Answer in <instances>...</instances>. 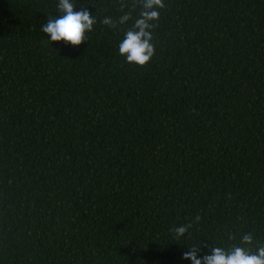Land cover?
<instances>
[{
	"label": "trees",
	"instance_id": "1",
	"mask_svg": "<svg viewBox=\"0 0 264 264\" xmlns=\"http://www.w3.org/2000/svg\"><path fill=\"white\" fill-rule=\"evenodd\" d=\"M164 2L139 67L119 54L132 21L99 22L134 0H77L97 18L78 49L41 30L58 0H0V264H191L196 239L264 242V0Z\"/></svg>",
	"mask_w": 264,
	"mask_h": 264
},
{
	"label": "clouds",
	"instance_id": "2",
	"mask_svg": "<svg viewBox=\"0 0 264 264\" xmlns=\"http://www.w3.org/2000/svg\"><path fill=\"white\" fill-rule=\"evenodd\" d=\"M77 0H58V17L47 16L42 26V32L47 35L52 43L63 42L64 46L78 49L87 41V34L94 30L97 23L96 15L88 11V6L76 11ZM139 8L138 15L133 18L131 13H124L118 21L110 16L104 17L101 24L121 30L122 26H131L123 29L124 36L119 43V54L126 62L139 67L146 66L155 55L156 45L153 43L154 30L158 27L161 11L165 9L164 0H134V11ZM201 217L196 215L187 224L173 226L170 234L173 241L193 240V229L199 224ZM229 239H236L232 233ZM199 239H196L188 251H185L182 259L191 261V264H264V242L258 241L253 233H243L239 243L235 245H212L209 254H201L198 247ZM255 244V250L251 246ZM200 257V258H198Z\"/></svg>",
	"mask_w": 264,
	"mask_h": 264
}]
</instances>
